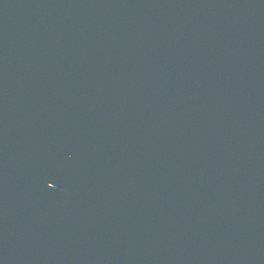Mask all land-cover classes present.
<instances>
[{
    "label": "water",
    "instance_id": "water-1",
    "mask_svg": "<svg viewBox=\"0 0 264 264\" xmlns=\"http://www.w3.org/2000/svg\"><path fill=\"white\" fill-rule=\"evenodd\" d=\"M0 264H264V0H0Z\"/></svg>",
    "mask_w": 264,
    "mask_h": 264
}]
</instances>
